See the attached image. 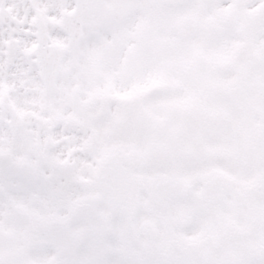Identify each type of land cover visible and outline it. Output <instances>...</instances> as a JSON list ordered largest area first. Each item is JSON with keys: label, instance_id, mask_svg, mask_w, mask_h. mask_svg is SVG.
<instances>
[{"label": "snow or ice", "instance_id": "1", "mask_svg": "<svg viewBox=\"0 0 264 264\" xmlns=\"http://www.w3.org/2000/svg\"><path fill=\"white\" fill-rule=\"evenodd\" d=\"M0 264H264V0H0Z\"/></svg>", "mask_w": 264, "mask_h": 264}]
</instances>
